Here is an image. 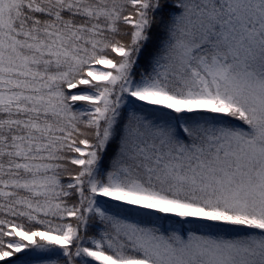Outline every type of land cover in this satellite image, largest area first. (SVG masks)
<instances>
[{
  "label": "snow or ice",
  "instance_id": "1",
  "mask_svg": "<svg viewBox=\"0 0 264 264\" xmlns=\"http://www.w3.org/2000/svg\"><path fill=\"white\" fill-rule=\"evenodd\" d=\"M36 251L264 264V0H0V264Z\"/></svg>",
  "mask_w": 264,
  "mask_h": 264
},
{
  "label": "trees",
  "instance_id": "2",
  "mask_svg": "<svg viewBox=\"0 0 264 264\" xmlns=\"http://www.w3.org/2000/svg\"><path fill=\"white\" fill-rule=\"evenodd\" d=\"M143 66L144 64L142 63L141 67ZM18 255L21 256L24 264H53V262L58 259L56 255L51 252L36 251Z\"/></svg>",
  "mask_w": 264,
  "mask_h": 264
}]
</instances>
